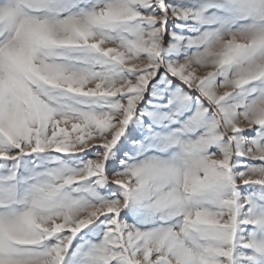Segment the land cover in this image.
<instances>
[{"label": "snow or ice", "instance_id": "1", "mask_svg": "<svg viewBox=\"0 0 264 264\" xmlns=\"http://www.w3.org/2000/svg\"><path fill=\"white\" fill-rule=\"evenodd\" d=\"M0 264H264V0H0Z\"/></svg>", "mask_w": 264, "mask_h": 264}]
</instances>
